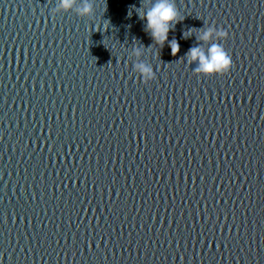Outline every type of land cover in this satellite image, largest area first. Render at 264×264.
Wrapping results in <instances>:
<instances>
[{"label":"water","instance_id":"water-1","mask_svg":"<svg viewBox=\"0 0 264 264\" xmlns=\"http://www.w3.org/2000/svg\"><path fill=\"white\" fill-rule=\"evenodd\" d=\"M117 1L0 0V264L22 263Z\"/></svg>","mask_w":264,"mask_h":264},{"label":"clouds","instance_id":"clouds-1","mask_svg":"<svg viewBox=\"0 0 264 264\" xmlns=\"http://www.w3.org/2000/svg\"><path fill=\"white\" fill-rule=\"evenodd\" d=\"M74 0H61V7L65 10L72 7ZM91 12V6L85 4V7L81 10V14H88ZM179 10L176 7L175 0H156L154 4L146 11L144 16L140 17L146 21L145 31L150 35L152 40L159 44L161 48L168 42L171 48L172 55H176L179 52V44L175 39L168 41V34L173 26L176 25L180 19H178ZM212 29H208L198 39L202 41H208L212 35ZM219 37L228 39L229 33L227 30H222L217 33ZM137 55H139V49H134ZM187 56L190 57V62L199 61L198 67L195 69L197 73L203 72L206 75H213L219 73L227 74L233 67V61L221 47L218 45H212L207 55H205L199 45L190 47ZM143 73H152V69L146 68L143 65L138 66Z\"/></svg>","mask_w":264,"mask_h":264}]
</instances>
